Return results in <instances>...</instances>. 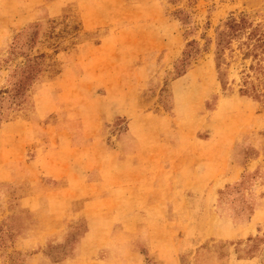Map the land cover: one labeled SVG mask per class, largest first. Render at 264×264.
Here are the masks:
<instances>
[{
    "label": "rangeland",
    "instance_id": "obj_1",
    "mask_svg": "<svg viewBox=\"0 0 264 264\" xmlns=\"http://www.w3.org/2000/svg\"><path fill=\"white\" fill-rule=\"evenodd\" d=\"M0 264H264V0H0Z\"/></svg>",
    "mask_w": 264,
    "mask_h": 264
},
{
    "label": "trees",
    "instance_id": "obj_2",
    "mask_svg": "<svg viewBox=\"0 0 264 264\" xmlns=\"http://www.w3.org/2000/svg\"><path fill=\"white\" fill-rule=\"evenodd\" d=\"M246 36V44L249 45L247 40H259V34L257 33V28L251 26V24L246 20V18L241 14L239 16H230L222 29L218 31L217 35V48L221 49L227 45L232 38L239 37L241 35ZM248 53V50L245 54ZM219 53L217 52V58ZM35 66H28L27 69H23V74L20 82L13 87V94L20 95L28 88L30 83L34 80V76L37 70L32 72Z\"/></svg>",
    "mask_w": 264,
    "mask_h": 264
}]
</instances>
